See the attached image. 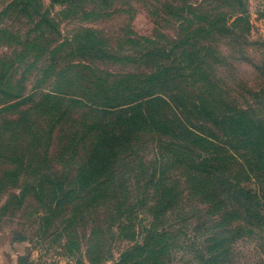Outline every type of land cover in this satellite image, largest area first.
I'll return each mask as SVG.
<instances>
[{"label":"trees","instance_id":"16d2710c","mask_svg":"<svg viewBox=\"0 0 264 264\" xmlns=\"http://www.w3.org/2000/svg\"><path fill=\"white\" fill-rule=\"evenodd\" d=\"M51 3L67 18L92 0ZM14 16L31 26L23 35L0 28L11 49L0 56V141L13 155L6 170H38L39 186L70 198L73 221L104 206L118 231L134 224L132 264H238L240 240L261 246L264 61L254 66L255 87L229 86L216 73L223 58L213 55L203 16L189 23L172 58L160 49L122 54L91 28L61 37L42 0H9L0 22ZM231 30L224 32L237 37ZM245 176L252 188L238 179ZM168 212L180 223L169 225ZM187 229L208 234L190 238ZM98 238L85 254L91 264L104 260L106 233ZM77 251L71 242L69 255Z\"/></svg>","mask_w":264,"mask_h":264},{"label":"rangeland","instance_id":"374dc122","mask_svg":"<svg viewBox=\"0 0 264 264\" xmlns=\"http://www.w3.org/2000/svg\"><path fill=\"white\" fill-rule=\"evenodd\" d=\"M42 1L45 10L56 18L61 37L69 36L75 29L91 28L100 32L112 49L129 55L146 48L171 51L170 57L176 56L177 44L187 36L189 23L194 28L198 23L196 17L203 16L212 28L208 42L213 55L218 60L223 58V65L215 66L218 77L225 82L228 78L233 82L229 83L231 87L241 82L250 88L260 82L254 66L264 61V0H92L82 9H74L67 18L61 15V6L52 4L51 0ZM8 2L0 0V12ZM87 11L94 15L81 19L82 13ZM14 19L0 22V28L25 34L31 25L16 16ZM231 28L237 37L230 38L224 32L232 31ZM234 40L244 46L234 45ZM10 52L11 49H5V42L0 41V56ZM30 61L26 60L22 68L19 67L22 64L18 66L16 79L26 71ZM33 72L27 74L29 80L33 79ZM12 156L5 152V139L0 141V264H74L80 261V253L81 264H91L85 254L88 246L98 245L102 231L106 233V240L98 247L104 259L99 264H132L136 254H128L127 248L134 246L133 237L137 234L134 224L118 231V223L106 220L108 209L104 206L82 222L73 221L70 198L59 200L56 188L47 192L45 186H39L38 170H24L21 164L5 169L6 161ZM238 179L252 188L253 182L246 176ZM166 216L169 225L180 223L171 212ZM202 225L200 221L194 227L200 229ZM188 229L190 238L202 239L208 234ZM261 240L259 248L254 241L237 243L238 264H264V235ZM73 241L77 242L79 251L69 255ZM229 258H232L230 254L227 260ZM124 260L131 262L123 263Z\"/></svg>","mask_w":264,"mask_h":264}]
</instances>
